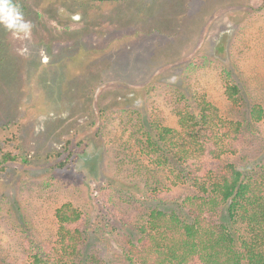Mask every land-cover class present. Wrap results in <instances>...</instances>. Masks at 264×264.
I'll return each instance as SVG.
<instances>
[{"label": "rangeland", "instance_id": "1", "mask_svg": "<svg viewBox=\"0 0 264 264\" xmlns=\"http://www.w3.org/2000/svg\"><path fill=\"white\" fill-rule=\"evenodd\" d=\"M107 2L77 10L70 0H24L31 34L0 28V139L19 127L32 157L0 181V264H29L25 239L54 237L55 211L65 202L91 216L84 256L121 263L127 237L137 234L101 219L100 190L111 185L171 212L146 198L139 171L153 165L140 156L138 132L154 123L179 129L177 114L197 101L244 124L239 154L222 162L243 173L264 168V124L251 120L254 105L264 108V1ZM196 57L205 65L194 67ZM223 71L239 86L241 107L228 100ZM102 109L119 114L103 131ZM76 130L82 147L70 170L35 158Z\"/></svg>", "mask_w": 264, "mask_h": 264}, {"label": "trees", "instance_id": "2", "mask_svg": "<svg viewBox=\"0 0 264 264\" xmlns=\"http://www.w3.org/2000/svg\"><path fill=\"white\" fill-rule=\"evenodd\" d=\"M70 1L77 10L108 3ZM19 3L27 18L30 12L24 0ZM192 64L204 66L205 59L196 57ZM222 78L228 100L241 107V90L232 74L223 71ZM118 115L102 109L101 131ZM177 115L179 129L154 123L138 132L140 156L153 165L146 173L139 171L146 179V198L174 207L171 212L127 197L111 185L100 190L106 211L101 219L120 223L137 234L135 239L127 237L119 264H264V168L243 173L235 163L222 162L239 154L244 124L225 120L205 100ZM251 120L264 124L261 105L253 106ZM80 135V130L62 135L59 149L35 158H44L55 170H70L82 147ZM31 161L19 127L0 139V181L13 164ZM55 218L54 237L25 239L29 264H106L96 254L84 256L92 226L88 211L65 202L55 211Z\"/></svg>", "mask_w": 264, "mask_h": 264}, {"label": "clouds", "instance_id": "3", "mask_svg": "<svg viewBox=\"0 0 264 264\" xmlns=\"http://www.w3.org/2000/svg\"><path fill=\"white\" fill-rule=\"evenodd\" d=\"M0 28L14 36H28L34 25L26 19L19 0H0Z\"/></svg>", "mask_w": 264, "mask_h": 264}, {"label": "water", "instance_id": "4", "mask_svg": "<svg viewBox=\"0 0 264 264\" xmlns=\"http://www.w3.org/2000/svg\"><path fill=\"white\" fill-rule=\"evenodd\" d=\"M91 1H115V0H91Z\"/></svg>", "mask_w": 264, "mask_h": 264}]
</instances>
